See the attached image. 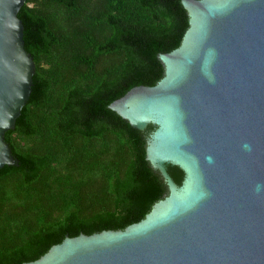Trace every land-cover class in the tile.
I'll return each instance as SVG.
<instances>
[{
  "label": "water",
  "instance_id": "obj_1",
  "mask_svg": "<svg viewBox=\"0 0 264 264\" xmlns=\"http://www.w3.org/2000/svg\"><path fill=\"white\" fill-rule=\"evenodd\" d=\"M0 0V169L19 165L5 133L36 72L18 17ZM189 27L159 58L164 76L109 107L156 129L147 158L169 193L124 229L67 235L22 264H264V0H182ZM168 164L185 172L178 184Z\"/></svg>",
  "mask_w": 264,
  "mask_h": 264
},
{
  "label": "trees",
  "instance_id": "obj_2",
  "mask_svg": "<svg viewBox=\"0 0 264 264\" xmlns=\"http://www.w3.org/2000/svg\"><path fill=\"white\" fill-rule=\"evenodd\" d=\"M18 17L36 63L32 92L5 133L19 165L0 169V264L64 238L124 229L169 193L147 158L156 129L109 105L165 74L160 53L189 27L182 0H26ZM178 184L185 172L168 164Z\"/></svg>",
  "mask_w": 264,
  "mask_h": 264
}]
</instances>
